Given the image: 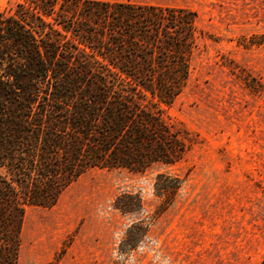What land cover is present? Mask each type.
<instances>
[{
  "label": "trees",
  "instance_id": "16d2710c",
  "mask_svg": "<svg viewBox=\"0 0 264 264\" xmlns=\"http://www.w3.org/2000/svg\"><path fill=\"white\" fill-rule=\"evenodd\" d=\"M197 32L193 10L131 1L18 0L0 10V264H18L26 206H53L88 169L144 171L184 156L161 104L185 86ZM183 182L155 175L159 212ZM112 204L144 209L139 190ZM155 216L126 226L119 254L139 246Z\"/></svg>",
  "mask_w": 264,
  "mask_h": 264
},
{
  "label": "rangeland",
  "instance_id": "374dc122",
  "mask_svg": "<svg viewBox=\"0 0 264 264\" xmlns=\"http://www.w3.org/2000/svg\"><path fill=\"white\" fill-rule=\"evenodd\" d=\"M16 1L0 0V10ZM105 1L197 13L190 75L161 104L187 150L144 171L88 169L53 206L27 205L18 264H264V0ZM159 172L184 179L160 212L153 192ZM124 190L142 193L141 212L113 207ZM153 214L139 246L119 254L126 226Z\"/></svg>",
  "mask_w": 264,
  "mask_h": 264
}]
</instances>
